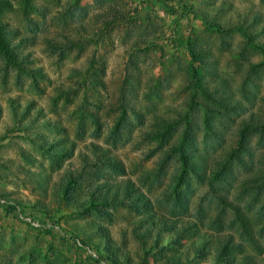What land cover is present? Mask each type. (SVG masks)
<instances>
[{
	"label": "rangeland",
	"instance_id": "1",
	"mask_svg": "<svg viewBox=\"0 0 264 264\" xmlns=\"http://www.w3.org/2000/svg\"><path fill=\"white\" fill-rule=\"evenodd\" d=\"M0 4V264H106L98 260L105 236L98 224L116 256L130 258L122 264H140L132 211L78 212L58 194L91 143L110 149L127 169L117 178L133 180L162 211L175 191L189 199V218L204 207L205 229L222 198L240 202L264 249L257 219L264 195L252 180L264 165V0ZM185 132L210 176L215 162L226 161L234 178L216 173L201 182L188 172ZM60 138L75 144L71 155L53 153ZM8 204L26 209L12 215ZM71 234L83 249L75 250Z\"/></svg>",
	"mask_w": 264,
	"mask_h": 264
},
{
	"label": "trees",
	"instance_id": "2",
	"mask_svg": "<svg viewBox=\"0 0 264 264\" xmlns=\"http://www.w3.org/2000/svg\"><path fill=\"white\" fill-rule=\"evenodd\" d=\"M223 82L228 84L226 80ZM186 132L180 155L188 172L201 182L214 180L216 173L226 179L224 182L234 178V164L226 161L215 162V169L211 172L213 176H210L209 172L194 160L196 146L187 143ZM52 145L54 154L64 156L71 155L75 148L73 142L64 138L53 141ZM246 146L244 151L252 157L253 153L247 150ZM88 148L90 153L79 155L83 166L65 173L58 194L78 212L89 209L108 217L109 207L124 206L132 211L137 216L132 231L145 253L141 256L140 264H192L209 258L214 259L215 264H264V249L255 243V218L251 210L243 208L240 202H230L222 198L221 209L209 218L210 229H205L206 209L201 207L197 210L194 218L197 221L189 218L190 202L183 192L175 191L172 196L165 194L168 210L164 212L133 180L117 178L120 175L125 176L127 169L122 161L111 154L110 149L95 143H91ZM234 162L246 163L241 155L234 156ZM260 167L252 180L261 182L260 195L263 196L264 165ZM183 178L179 175V179ZM24 209L26 208L18 204L6 205V212L12 215H17L18 211ZM229 211L233 217L227 222L225 217ZM257 215L259 223H264V202L258 207ZM53 228L54 226H50L45 228V231L52 235ZM97 230L105 235L101 249V255L104 257L100 256L99 261L105 260L106 264H122V259L130 260L126 256H116L119 248L109 239L103 225L98 224ZM69 237L73 240L75 250L83 249L77 243V236L71 234ZM250 245L255 249V254L248 250ZM152 257L155 258L153 263L150 260Z\"/></svg>",
	"mask_w": 264,
	"mask_h": 264
}]
</instances>
